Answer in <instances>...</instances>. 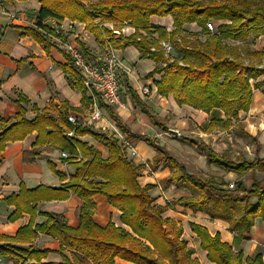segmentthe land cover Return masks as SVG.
I'll return each instance as SVG.
<instances>
[{
  "label": "trees",
  "instance_id": "1",
  "mask_svg": "<svg viewBox=\"0 0 264 264\" xmlns=\"http://www.w3.org/2000/svg\"><path fill=\"white\" fill-rule=\"evenodd\" d=\"M7 3L27 0H3ZM40 8L33 26L22 30V37H29L45 49L54 31L42 22L48 19L56 22L68 20L83 24L85 29L100 44L112 49L134 47L142 58L155 64L146 79L158 76L153 81L156 94L172 97L178 107L210 113L219 110L224 120H212L206 127L211 131L216 125L227 127L239 112L249 110L252 92L262 89L264 95V71L253 65L245 66L240 53L226 41H252L264 36V0H38ZM152 17L172 20V30L152 26ZM212 23L213 31L206 27ZM106 23L111 25L109 29ZM195 24L200 28L202 40L187 34L183 26ZM129 27L133 33L122 34ZM55 37V36H54ZM173 46L172 60L165 56L161 43ZM170 55V54H169ZM252 57H264L262 53H250ZM66 57L64 72L74 81V87L85 97L78 72ZM165 63L164 66L160 64ZM76 76V77H75ZM262 77V80L257 81ZM77 78V79H76ZM252 81V82H251ZM135 104L147 113L135 94ZM16 104H28L20 94ZM35 111L33 119L25 117V110L15 115L14 121L0 120V165L2 153L8 143L24 140L36 134L32 150L23 153V161L32 163L40 156L38 148H51L66 153L62 162L74 168V175L67 178L50 169L62 182L59 188L38 186L26 189L20 186L16 194L3 200L14 208L7 220L13 222L22 215L30 216L29 223L17 230L13 237L0 235V254L6 248L17 251L25 261L42 263L49 251L32 245L38 235L60 240L62 262L60 264H115L119 259L125 264H199L192 258V251L181 238L182 230L176 229L168 218H164L167 206L154 204L149 192L153 185L141 187L137 181L135 166L127 159L125 150L114 137L94 132L88 128L72 125L67 120L66 110L54 118L46 109ZM154 122L155 119L150 116ZM166 131V130H164ZM72 132L73 136H67ZM124 132V131H123ZM167 132V131H166ZM126 134V132H124ZM89 135L107 150V157L96 148L81 142L77 137ZM250 138V137H249ZM255 141L254 138H250ZM163 160L154 158V167L162 161V167L171 168L173 174L167 181L180 180L189 185L197 197H181L178 203L194 212L206 214L229 224L234 234L233 245H237L252 228L254 221H264V159L233 161L207 148L204 144L190 143L204 153L208 165L233 173L238 178L249 175L250 185L242 181L228 188L215 179L201 180L188 174L183 165L171 157L161 146L147 141ZM75 195L82 202L78 209L79 225L69 227L65 219L57 214L43 213L38 205L50 201H66ZM103 196L108 205L120 212V223L128 230L108 224L105 228L92 220L91 197ZM44 221L35 223L36 217ZM190 231L197 237L200 249L212 264H264L260 253L243 261L241 252L234 253L232 246L220 241L219 235L211 236L206 228L190 223ZM27 245V246H24ZM69 249L72 261L63 253ZM76 253L81 254L80 259ZM24 261V262H25Z\"/></svg>",
  "mask_w": 264,
  "mask_h": 264
},
{
  "label": "crops",
  "instance_id": "2",
  "mask_svg": "<svg viewBox=\"0 0 264 264\" xmlns=\"http://www.w3.org/2000/svg\"><path fill=\"white\" fill-rule=\"evenodd\" d=\"M39 8L38 0L0 3V120L13 122L15 115L20 112V108L25 110V117L29 120L35 116V111L32 108H37L39 111L46 109L54 118H57L58 112L66 110L67 116L73 115L76 118L79 127L88 128L115 139L119 138L114 134L123 136L134 147L137 155L132 160L141 169L142 165L138 163V159L154 161L156 153L149 147L147 141L150 140L145 135L151 132L154 133V129L157 128L161 130L160 132L163 135L169 131L161 125L162 120L169 119L168 112L165 109V106H167L170 110L172 108L177 111L184 109L185 114L193 118L198 126H200L199 122L207 119L203 131L209 133L217 128L227 129L234 124H241L243 130L246 131L244 136L248 138L250 145L256 146L252 159L256 157L264 159V95L261 92L262 89L253 90L250 107L246 113L239 112L237 119H232L230 125L226 128L218 124L213 130L206 131V127L212 120H224L223 113L219 110L204 113L187 107H178L172 97L164 98L158 96L153 85V81L156 80L154 79L155 76L150 79L145 78L154 69L155 64L148 59L142 58L134 47H127L123 50H115L121 65L118 70V76L125 107L117 109L105 106L87 90L83 98L81 92L74 87V81L64 72L66 54L61 46L58 45L56 39L76 44L85 56L92 60L101 56L102 52L105 51V44L96 42L83 24L72 23L68 20H63L62 22L46 20L44 25L52 29L55 36L48 34L49 41L46 49L29 37H22V30L33 26ZM150 24L165 28L167 32L172 30L170 17H152ZM105 26L110 27L111 25L106 23ZM183 31L202 40L201 36H199L200 28L195 24L184 25ZM132 33L133 29L129 27L122 29L124 36ZM251 39L252 37L247 40H229L226 41V44L236 48L245 66L253 65L264 71V57L250 56V53L264 54V36H260L253 41ZM173 54V52L170 55L165 53V56L171 61ZM78 79L81 83L80 76ZM260 80H262V77L257 79V81ZM143 89L147 90V94H142ZM19 94L26 98L28 101L27 105L15 103ZM132 94H135L139 101L143 103L147 113H144L135 104ZM142 95L145 97L142 98ZM93 102L98 104L102 112V117L98 121L89 119ZM130 102L134 104L136 109L131 108ZM127 108H131V111L129 112ZM150 116L155 119L154 122L150 119ZM249 137L254 138L255 141H252ZM35 138L36 134L33 133L22 141L8 143L2 153L3 162L0 165V235L13 237L18 229L26 226L30 221V216L24 214L19 219L9 222L7 218L14 208L3 203L6 197L16 194L21 185L26 189H33L38 186L59 188L62 182L52 172L49 163L54 165L58 173L63 174L67 178L66 182L74 175V168L62 162L60 158L61 152L47 147L38 148L40 156L32 163H25L23 161V153L32 150ZM77 138L81 142H85L99 150L103 158L107 157L106 148L91 136L84 135ZM212 151L219 153L216 150ZM157 167L153 169L155 170ZM164 169L166 168L161 167L162 171H157L153 175V179H142L141 181L137 178L139 185L144 187L150 184L154 186L152 189L154 190L157 186L154 183V179H163L162 181L165 179ZM168 178L169 176L165 181ZM221 178L223 181L216 180V182H223L228 188H232L235 181L239 179L233 173H223ZM91 202L93 203L92 220L96 225L105 228L108 224H113L115 227L128 230L120 223V212L108 205L103 196L94 195L91 197ZM81 204L80 199L71 194L66 201L41 203L38 205V210L43 213L60 215L65 219L69 227L77 228L79 225L78 209ZM177 204L181 205V203ZM158 205L164 207L162 204ZM181 206L183 207V205ZM184 208L183 212L180 211L181 207L173 210L167 207L163 217L168 218L176 229L182 230L181 238L192 251V258L196 259L199 264L212 263L207 261L206 253L200 249L197 237L190 231V223L206 228L211 236L219 235L220 241L231 245L235 254L238 252L242 253L243 261L253 257L256 253H260L264 263L263 220L256 219L250 231L243 236V240L237 245H233L234 234L230 231L228 223L218 219H211L204 213ZM43 221L44 219L39 216L35 219L36 224H40ZM32 245L40 250L49 251L47 257L41 260L42 263L60 264L62 262L59 251L63 245L60 240L39 234L32 241ZM63 255L72 261L69 249H66ZM0 256L2 258L1 264H36L35 261H25L23 256L11 248L3 250ZM76 257L80 259L81 254L76 253ZM114 262L115 264H125L119 259ZM78 264L92 263L88 261L87 263ZM243 264L246 263L243 262Z\"/></svg>",
  "mask_w": 264,
  "mask_h": 264
},
{
  "label": "rangeland",
  "instance_id": "3",
  "mask_svg": "<svg viewBox=\"0 0 264 264\" xmlns=\"http://www.w3.org/2000/svg\"><path fill=\"white\" fill-rule=\"evenodd\" d=\"M3 2V0H0V3ZM110 27L108 26L109 29ZM103 53L104 51L102 54ZM176 54L177 52H175L174 55ZM164 65L165 63L160 64V66ZM154 79H158V76H155ZM144 97L145 96L142 95V98ZM130 106L131 108L133 107L136 109L132 102H130ZM165 107L166 112H168L169 119L162 120L161 125L169 131L177 132L178 135L174 136L169 131L163 135L160 132L161 130L157 128L158 130L154 129V133H148V135H145V137L153 143L162 146V148L171 157L184 166L185 171L188 174H191L203 181L209 179L223 181L221 178L223 176L222 171L208 165L204 153L199 149V147L192 145L189 140L194 141L197 144H204L207 146V148L218 151V154L223 155L229 160L239 161L252 159L254 157L253 152H255L256 146L250 145V141L248 138H246V136H244L246 131L243 130V126L241 124H234L232 127L227 129L217 128L209 133L203 131L206 126L207 119L205 121L199 122L200 126H198L193 118L185 114L184 109H181L180 111L174 109V111L173 108L170 110L167 106ZM131 108H127L129 112L131 111ZM114 135L117 137L119 136V134ZM117 140L120 146L125 150L127 159L136 166L137 164H135L132 160L135 158V156L130 154V150L126 149L121 140ZM155 157L163 160L159 153H155ZM138 163L142 165L141 169H138L137 171L138 178L141 181L142 179H153V175L157 171H162V161L155 170L153 169V160L139 158ZM163 174L165 176L164 178L166 179L168 176L173 174V171L171 168H166L164 169ZM165 179L164 181H162L163 179H154V183L157 186L150 192V196L154 199V204H162L163 206H167L172 210L174 208L181 207L182 209H180V211L184 212V207L177 204L178 199L181 197H197V192L192 191L189 188V185L184 184L178 179L172 182L165 181ZM237 181H242L245 185H248L251 181V178L249 175H245L237 179Z\"/></svg>",
  "mask_w": 264,
  "mask_h": 264
},
{
  "label": "built area",
  "instance_id": "4",
  "mask_svg": "<svg viewBox=\"0 0 264 264\" xmlns=\"http://www.w3.org/2000/svg\"><path fill=\"white\" fill-rule=\"evenodd\" d=\"M45 23L46 20L42 22L43 25ZM206 27L209 31H213L214 29L213 24L210 22L206 24ZM56 42L61 46L64 53L70 59L73 68L78 72L85 90L93 94L105 106L117 109H123L125 107L121 96V85L118 76V70L121 65L114 49L106 44L104 53L100 57L92 60L87 58L76 44L58 39H56ZM161 46L167 55L173 52V46L168 42L161 43ZM142 94H147V90L143 89ZM101 117L102 112L98 104L93 102L89 119L91 121H98ZM67 120L70 124L79 126L73 115H68ZM72 135V132H68L67 134V136ZM118 138L122 141L126 149L130 150L132 156L137 155L134 147L123 136L119 135ZM66 157V153H60V158ZM1 263L2 258L0 256Z\"/></svg>",
  "mask_w": 264,
  "mask_h": 264
},
{
  "label": "water",
  "instance_id": "5",
  "mask_svg": "<svg viewBox=\"0 0 264 264\" xmlns=\"http://www.w3.org/2000/svg\"><path fill=\"white\" fill-rule=\"evenodd\" d=\"M170 133H172L174 136L178 135L177 132H175V131H170Z\"/></svg>",
  "mask_w": 264,
  "mask_h": 264
}]
</instances>
